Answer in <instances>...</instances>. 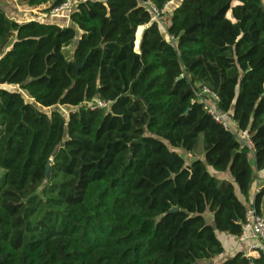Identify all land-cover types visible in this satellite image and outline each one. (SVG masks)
Returning <instances> with one entry per match:
<instances>
[{"label": "trees", "instance_id": "obj_1", "mask_svg": "<svg viewBox=\"0 0 264 264\" xmlns=\"http://www.w3.org/2000/svg\"><path fill=\"white\" fill-rule=\"evenodd\" d=\"M146 1L77 0L73 51L75 27L0 7V264H209L218 231L241 233L264 169V0H182L167 24ZM58 105L74 109L40 108ZM252 204L264 213V187Z\"/></svg>", "mask_w": 264, "mask_h": 264}, {"label": "crops", "instance_id": "obj_2", "mask_svg": "<svg viewBox=\"0 0 264 264\" xmlns=\"http://www.w3.org/2000/svg\"><path fill=\"white\" fill-rule=\"evenodd\" d=\"M53 1L54 0H50L48 3L41 4V5H31L29 3V0H0V7L6 11V13L8 14L10 18L18 22H26L32 19L54 22L62 26H73L77 29L79 34H81V31L78 29V26L74 24L70 19L71 11L53 13L52 11L44 10L45 8L49 7ZM181 1L182 0H170L169 5L166 7L164 18H163L164 24L168 23L167 19L171 16V14L173 13V10L181 3ZM230 16L231 17L229 18L233 19L231 14ZM139 27H141V31L139 32L140 34L139 44H140L142 34L144 30L147 28V25H141ZM74 46L75 45L70 47L72 51H73ZM135 47H136V41H135ZM187 153H189L188 160H186L187 164L192 163L197 157H201V158L204 157L203 156L204 152L200 155L192 154L190 152H187ZM250 158H251L252 165L255 167L253 152L252 154H250ZM216 176L223 178V179H227V180H233L230 170H227L225 172H219L216 174ZM263 187H264V169L260 171H256L255 181L251 188V197H250L251 201L250 203H248V205H251L253 203V199L255 195L258 193V190H260ZM262 207L264 208V204L262 205ZM204 216L208 224L215 226L214 214L212 212L206 211V213H204ZM217 235L224 246V252L220 255H217L213 259L208 260L207 262L209 264H221L223 261L232 257L238 251H243L246 255L247 253H249V245L256 242L255 239H252V238L243 241V240H240L237 235H231L226 232L218 231ZM250 255L257 257V254H250Z\"/></svg>", "mask_w": 264, "mask_h": 264}, {"label": "built area", "instance_id": "obj_3", "mask_svg": "<svg viewBox=\"0 0 264 264\" xmlns=\"http://www.w3.org/2000/svg\"><path fill=\"white\" fill-rule=\"evenodd\" d=\"M148 5L151 6L152 10L155 13V17H161V13H165L166 7L169 5L170 0L165 4V7L160 11L158 8L154 6L152 1H146ZM78 2L77 0H63L59 5L54 7L51 11L53 13H61L63 11H71L73 12L77 7ZM173 39V37H171ZM198 97L205 102V108L207 111L218 121L223 123L227 128L230 127V124L227 120L224 119V116L217 110L216 106L212 101L218 99V96L215 92H213L208 86L203 85L197 91ZM208 96L209 98H205ZM96 104L91 105L89 102L88 105L91 107L96 106H106L107 103L97 99L95 100ZM241 138L244 140V143L248 144L249 146H253V142L250 139V135L248 133L242 134ZM260 190H258L259 192ZM240 240H248V239H255V243L249 245V255L250 254H260L264 255V213L258 212L257 209L254 207L253 204L249 205L246 216L244 221L242 222V231L239 235H237Z\"/></svg>", "mask_w": 264, "mask_h": 264}, {"label": "rangeland", "instance_id": "obj_4", "mask_svg": "<svg viewBox=\"0 0 264 264\" xmlns=\"http://www.w3.org/2000/svg\"><path fill=\"white\" fill-rule=\"evenodd\" d=\"M79 36H80V34L78 32V36L75 38L73 45H75L77 43ZM138 37L140 38V36H138ZM136 39H137V35H136ZM136 48H137V50L139 49L138 47H136ZM4 87H7V88L12 89V90H20L23 93V95L25 96L27 101H32V98L29 96L28 92H26L25 90H21L18 85H4ZM40 108L46 112H49V113L54 108H59L66 116H68L69 112L72 109H74L72 107L61 106V105H58L56 107H48V108L40 107ZM178 151L182 154V156L185 158V160H188L189 153H187V151H185L183 149H178ZM203 151H204V136H203V134H201L199 137V140H198V145L195 149V154L200 155L203 153ZM3 173H4V170L0 169V177L1 178L3 177ZM38 193H41V190H39Z\"/></svg>", "mask_w": 264, "mask_h": 264}]
</instances>
